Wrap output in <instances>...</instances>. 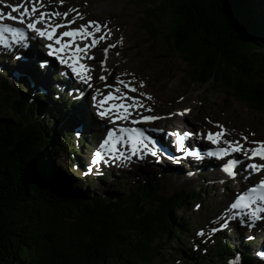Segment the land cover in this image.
Returning <instances> with one entry per match:
<instances>
[{"label":"trees","instance_id":"obj_1","mask_svg":"<svg viewBox=\"0 0 264 264\" xmlns=\"http://www.w3.org/2000/svg\"><path fill=\"white\" fill-rule=\"evenodd\" d=\"M147 9L144 25L186 62L188 82L211 84L264 112V13L254 0H155ZM16 67L28 76L16 85L3 77L0 98V264H148L160 253L157 243L188 236L198 219L186 211L194 201L202 205L197 189L161 194L156 174L114 194L79 189L107 176L74 178L55 164L64 148L70 163L82 167L83 153L71 141L73 127L82 124V102L38 84L37 59L17 60ZM4 70L12 71L0 63V77ZM238 238L229 244L218 233L208 249L196 240L185 257L212 264V253L218 264H264L255 255L264 253V238L262 247Z\"/></svg>","mask_w":264,"mask_h":264},{"label":"rangeland","instance_id":"obj_2","mask_svg":"<svg viewBox=\"0 0 264 264\" xmlns=\"http://www.w3.org/2000/svg\"><path fill=\"white\" fill-rule=\"evenodd\" d=\"M5 2L17 4L21 0H5ZM154 2L155 0H63L62 3H58L57 0H40V3L36 5L38 9L43 11L64 13L70 8L79 11L84 19H77L75 24L72 25L74 27H79L81 23H85L88 20H95L101 23L106 22L112 32L108 42L116 45L115 48L109 51L106 61V66L110 69V72L107 73L109 76L107 81L102 82L98 79L102 74L99 62L105 58L103 48L106 44L104 43L93 49L91 54L95 57L94 60H86V64L92 69L91 74L93 79L91 81V89L81 85L74 76H71L68 80H65L68 75L63 78L68 87H72L70 89L72 92L70 93H73L75 98H79L80 103L82 102L81 104L83 105L80 109L82 110L84 106H87L89 113H91L90 117L82 118L81 137L71 134L73 136L71 141L74 147L79 145L82 148L83 154L81 158L86 156L88 145L92 144L93 141L97 143L94 134H97L95 132L98 126H100V122H98L97 116H95L94 110L91 107L92 95L97 89H100L101 92H106L104 83L114 84L117 77H121V80L126 82L135 77V86L138 90L151 95V100L141 99L145 105L152 108L151 115H159L161 117L158 122L160 126L180 131L191 129L204 132L205 130L218 131L219 129L215 127V124L218 123L223 125L227 130V135L224 139L236 141L240 139V134L243 133L248 137L249 142L253 140L264 141V112L249 109L243 103L227 95L223 89H214L211 84L200 85L188 82L186 62L178 54L165 50L164 46L150 32L151 30H148L144 25L146 24L144 20L146 18L145 10L153 6ZM254 4L257 5V13H264V0H254ZM26 6L30 7V5ZM0 11L7 12L9 9L0 5ZM74 16L75 12L69 13L66 19ZM150 19L154 24L156 20L153 17ZM59 22L60 20L58 19L57 23ZM38 48L40 49V46ZM43 50L42 53L45 54V50ZM16 51L18 52L19 49L16 48ZM25 52L29 53L26 56L28 59H31L33 55H37L35 47L25 49ZM3 53L6 54L4 56L6 58H0V63L11 65L12 72L14 70L18 74L15 75L11 72L8 76L5 70L2 71L0 77V98L3 96L2 87L7 85L3 83V77L7 78L9 85H16L18 80L26 77V74L16 67V61L14 60L16 56L5 49L0 50V55ZM10 56L13 59H10ZM58 67L60 66L58 65ZM35 68L40 72V76L43 75L42 73L44 72L40 68ZM61 70V67L59 69L56 68L57 72ZM123 70L125 71V75H122ZM128 72L131 75H128ZM69 73L71 74V72ZM41 80L42 78L40 77ZM43 80L44 82L47 81L46 78ZM140 81L144 82L145 87H139ZM81 90H83V95L81 94ZM130 95L135 94L130 93ZM185 108L189 109L187 113L183 115L176 114ZM169 113L172 115L169 116ZM144 114L147 115L148 113ZM104 121L107 122V119ZM209 121L213 123H209ZM95 122H97V127L92 128ZM250 133H254V135H250ZM241 142L243 143V141ZM47 149L50 148L48 147ZM66 150L63 148L59 151L55 164L74 178L82 177L81 173L70 163L72 155H67ZM157 165L159 166H156L154 163L145 165L136 163L129 167H102V169L96 166V173H100L104 169L107 170L106 178L94 181L91 179L93 176L90 175V178H87V180L89 181L90 179L92 181L83 183L78 188L86 193L94 191L96 194H114L124 190V188L133 186V181H140L156 174L160 175L159 177L161 178L159 190L161 194L169 195L181 188L190 191L199 190L202 194L201 198H199L202 205L194 201L186 211V216H189L192 221L198 219V222L189 227L188 236L182 240L172 241L165 246L162 243H157L161 247L158 249L160 253L155 255L153 260L148 264L198 263V257H196V260H189L185 256H187L189 249L196 250L194 241L196 242L197 239L207 249L209 247L212 248L215 244L214 234L210 233L209 230H205V227L206 225H210L211 219H216V216L219 218V214H222L227 201L238 190L234 183L236 179L229 181L228 175L226 177L221 176L222 178L224 177V179H221L220 175L209 169L198 173L194 171L191 176H185L184 173L187 171H184V168H187L186 165L178 166L179 168L181 167L180 169L171 164L170 168H168L169 166L165 168V165L162 163ZM70 168L72 169L67 171ZM236 174L238 177L239 174L241 176L245 175L239 170L236 171ZM263 177L264 172L256 175L255 178L245 183V187L248 183L256 182L257 179ZM178 213L181 214V211H178ZM220 219H217L216 223L220 222ZM200 230H203L205 236L198 237L196 235ZM241 232L245 238L248 236L253 237L260 244L264 238V223L258 225L254 231L243 228ZM223 236L229 239V244H238L240 242L233 228L224 233ZM253 248H249L251 252H253ZM209 259L212 264L219 263L212 253H210ZM254 264H260V261L254 259Z\"/></svg>","mask_w":264,"mask_h":264},{"label":"snow or ice","instance_id":"obj_3","mask_svg":"<svg viewBox=\"0 0 264 264\" xmlns=\"http://www.w3.org/2000/svg\"><path fill=\"white\" fill-rule=\"evenodd\" d=\"M57 2L62 3L63 0H57ZM39 3L40 0H21L17 4L0 0V5L9 9L7 12L0 11V47L18 58H23L16 51L17 47L30 49V43H26V40L37 43L43 41L42 48L45 50V54L35 56V59L41 61L39 67L43 69L48 63L47 58L53 57L54 63L58 62L59 65L70 69L71 74L76 77L81 85L91 89L92 69L84 61L94 60L95 57L90 54L91 51L104 43L106 44L103 48L105 58L99 62L102 74L98 79L102 82L107 81L109 79L107 73L110 72V69L106 66V61L109 51L116 47L115 44L108 42L112 35L108 24L88 20L81 23L79 27H70V25L75 24L77 19H84L79 11L71 8L64 13L43 11L36 7ZM26 5H30V7ZM72 12H75V16L66 19ZM58 19L60 20L59 23H57ZM27 55L29 53L25 52L24 56ZM139 87H145L143 81L139 82ZM104 88L107 90L106 92L97 89L93 93L91 107L95 116L100 117L101 121L107 119L112 127L108 129L106 138L100 143V150L95 152L91 165L110 161L123 163L124 161H131L133 157L140 160L143 159L145 152L156 157L157 152L149 146V136L145 134L141 126H138L161 119L159 116L151 115L152 108L145 105L141 99L151 100V95L138 90L135 86V77L127 82L117 77L114 84L104 83ZM130 93L135 95H130ZM81 94H84L83 90H81ZM188 111L189 109L185 108L176 114L183 115ZM144 113L148 114L145 115ZM82 114L85 117L91 116L87 106L83 107ZM171 115L169 113V116ZM117 121L120 123L117 124ZM209 123L213 122L209 121ZM215 127L219 129L216 132L209 131L206 134H201L200 132L186 131L182 135L183 137L194 136L207 140L213 146H217L214 151L206 152V155L210 157L220 159L230 156L231 153H239L240 158L228 159L225 164L221 165V170L230 177H235V169L241 166L248 173V177L264 172V141L253 140L249 142L248 137L243 133L240 134V139L236 141L224 139L227 130L218 123L215 124ZM250 135H254V133H250ZM249 143L253 146L247 147L246 145ZM177 144L179 147H183L180 135H177ZM221 144L224 147L218 146ZM106 145L109 146L107 151H102ZM120 149H124V151H120ZM191 155L198 156L199 154L193 151ZM257 159L261 163H257ZM229 207L236 211L224 218L218 227H212L210 233L224 229L230 220L237 217H246V219H240L239 223L248 228L253 227V221L264 219V216L260 215L264 213V179L248 187L236 197ZM196 235L203 237L205 233L200 230ZM249 238L251 239V237Z\"/></svg>","mask_w":264,"mask_h":264},{"label":"bare ground","instance_id":"obj_4","mask_svg":"<svg viewBox=\"0 0 264 264\" xmlns=\"http://www.w3.org/2000/svg\"><path fill=\"white\" fill-rule=\"evenodd\" d=\"M30 47H31V45H30ZM35 51H38L39 53H42V49H39L38 47H36L35 48ZM48 67V66H47ZM50 69H51V67H50ZM124 71V70H123ZM122 71V75H125V71L123 72ZM127 71V70H126ZM130 71V70H129ZM132 71V70H131ZM129 73V72H128ZM124 77V76H123ZM120 79H121V77H119ZM125 78V77H124ZM123 79V78H122ZM64 93H66V92H64ZM94 122V121H93ZM99 122H100V126H98V128H105L106 126H108V123L106 122V121H101V119H99ZM93 124H95V125H93L92 126V128H95V127H97V122L96 123H93ZM158 154V153H157ZM181 165H186L187 166V168H184V171H187V172H201L202 170H206V169H209L210 171H211V168H203V167H197V164H194L193 165V163H183V162H180V163H176L175 164V166L178 168V169H180L178 166H181ZM168 167V166H167ZM168 168H170V166L168 167ZM169 170V169H168ZM170 171V170H169ZM171 171L173 172V170L171 169ZM182 171V170H181ZM179 172V171H178ZM186 172V173H187ZM219 175H221V176H224L225 174H219Z\"/></svg>","mask_w":264,"mask_h":264}]
</instances>
